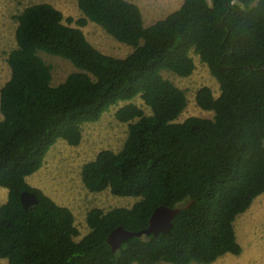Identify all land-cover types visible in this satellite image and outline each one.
Here are the masks:
<instances>
[{"label":"trees","instance_id":"trees-1","mask_svg":"<svg viewBox=\"0 0 264 264\" xmlns=\"http://www.w3.org/2000/svg\"><path fill=\"white\" fill-rule=\"evenodd\" d=\"M76 2V19L48 2L14 15L15 46L6 58L10 77L0 88V187L7 190L0 205V259L208 264L225 253L238 255L232 222L264 193V0H183L150 25L128 0ZM90 21L132 51L122 58L99 51L81 29ZM40 53L61 57L75 70L52 84V67ZM192 53L218 82L219 94L199 87L195 103L214 115L177 121L187 98L161 71L190 75ZM137 96L151 114L123 104L115 111L128 122L122 148L100 150L81 168L88 191L109 189L137 200L130 207L89 209V231L75 240L72 210L26 177L43 165L58 139L78 145L84 123ZM22 191L34 192L37 203L24 209ZM160 205L181 207L169 231L131 236L111 250V230L147 227Z\"/></svg>","mask_w":264,"mask_h":264},{"label":"rangeland","instance_id":"rangeland-1","mask_svg":"<svg viewBox=\"0 0 264 264\" xmlns=\"http://www.w3.org/2000/svg\"><path fill=\"white\" fill-rule=\"evenodd\" d=\"M129 1L139 6L144 25H148L177 9L183 0ZM39 2L52 4L62 12L64 17L71 16L76 19L81 15L76 0H0V88L10 77L6 58L15 46L14 31L17 23L14 15L25 6ZM71 25L76 26L73 23ZM81 29L88 41L104 54L122 58L132 51L131 46L115 40L93 22H88ZM40 55L52 67V84L62 82L70 72L75 70L69 61L61 57L45 53H40ZM191 56L195 68L190 75L179 77L172 72L161 71L162 76L182 89L187 98V105L177 121L189 116L211 118L214 115L213 111L203 110L195 103V92L199 87L208 86L214 97L219 94L218 82L209 73L206 64L201 62L197 55L192 53ZM128 102L136 104L145 115L151 114V109L139 96L110 106L98 120L82 125V138L78 145H69L65 140L58 139L46 153L43 165L26 177L30 186L40 189L57 204L67 206L72 210L75 225L79 230V235L74 238L75 240L80 239L89 231L84 221L89 209L97 207L107 211L113 207H130L137 200L135 197L113 195L109 189L99 192L88 191L81 180L83 164L94 159L100 150L108 149L117 152L122 148L127 136L128 122L119 121L115 117V111ZM6 196L7 190L0 187V205L5 202ZM232 225L241 252L238 255L225 253L208 264H264V193L256 196L250 206L235 217ZM0 264L8 263L6 259H0ZM155 264L172 263L160 261Z\"/></svg>","mask_w":264,"mask_h":264},{"label":"water","instance_id":"water-1","mask_svg":"<svg viewBox=\"0 0 264 264\" xmlns=\"http://www.w3.org/2000/svg\"><path fill=\"white\" fill-rule=\"evenodd\" d=\"M20 202L24 209H28L30 206L37 203V197L34 192L22 191L20 194ZM193 201L186 204L188 207ZM181 207H168V206H157L148 219L147 227L138 231H129L124 229L122 226H118L111 230L108 234L106 241L110 245L112 251H115L121 244L122 241L126 240L131 236H141L143 234H157L158 232H167L172 226L173 217L180 211Z\"/></svg>","mask_w":264,"mask_h":264},{"label":"crops","instance_id":"crops-1","mask_svg":"<svg viewBox=\"0 0 264 264\" xmlns=\"http://www.w3.org/2000/svg\"><path fill=\"white\" fill-rule=\"evenodd\" d=\"M128 1H129V0H128ZM130 2H131V1H130ZM133 3H134V2H133ZM135 4H136V3H135ZM140 11H141V10H140ZM172 11H174V10H172ZM172 11H170V12H172ZM170 12H169V13H170ZM169 13H168V14H169ZM166 15H167V14H166ZM166 15H165V16H166ZM165 16H163L162 18H164ZM142 17H143V16H142ZM162 18H160V19H162ZM157 20H159V19H157ZM157 20H156V21H157ZM154 22H155V21H153L152 23H154ZM152 23H150V24H152ZM150 24H148V25H150Z\"/></svg>","mask_w":264,"mask_h":264},{"label":"clouds","instance_id":"clouds-1","mask_svg":"<svg viewBox=\"0 0 264 264\" xmlns=\"http://www.w3.org/2000/svg\"><path fill=\"white\" fill-rule=\"evenodd\" d=\"M90 22H92V21H90ZM93 23H94V22H93ZM95 24H96V23H95ZM98 26H99V25H98ZM100 27H101V26H100ZM87 232H88V231H87ZM87 232H86V233H87ZM86 233H85V234H86ZM85 234H83V235H85ZM83 235H82V236H83ZM82 236H81V237H82ZM76 237H77V236H76ZM81 237H80V238H81Z\"/></svg>","mask_w":264,"mask_h":264}]
</instances>
